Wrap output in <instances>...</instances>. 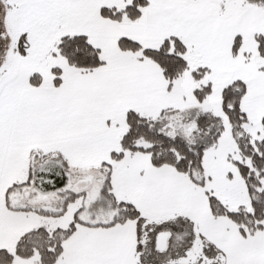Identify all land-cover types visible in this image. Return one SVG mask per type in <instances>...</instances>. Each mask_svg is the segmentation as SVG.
Wrapping results in <instances>:
<instances>
[{
	"label": "snow or ice",
	"instance_id": "6c2138e0",
	"mask_svg": "<svg viewBox=\"0 0 264 264\" xmlns=\"http://www.w3.org/2000/svg\"><path fill=\"white\" fill-rule=\"evenodd\" d=\"M0 264H264V0H0Z\"/></svg>",
	"mask_w": 264,
	"mask_h": 264
}]
</instances>
